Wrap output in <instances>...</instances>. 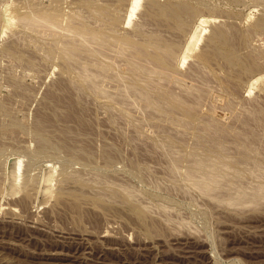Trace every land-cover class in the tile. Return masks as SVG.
Segmentation results:
<instances>
[{"label": "rangeland", "instance_id": "1", "mask_svg": "<svg viewBox=\"0 0 264 264\" xmlns=\"http://www.w3.org/2000/svg\"><path fill=\"white\" fill-rule=\"evenodd\" d=\"M56 1H62L63 6ZM56 1L0 0V264H264V199L236 206L217 203L208 195L203 196L197 188H189V183L184 186L183 172L188 166L185 160L180 163L179 172L170 170L168 161L177 153V148L173 154L167 155L163 148L152 147L156 141L154 138L159 144L161 140L158 139L162 137V131L154 129L168 124V127L176 126L170 129L173 134L178 133L179 138L185 136L181 153L191 151L197 142L194 128H180L174 121L152 118L156 121L150 119L146 122L152 131L145 123L151 115L144 108L143 112L141 103L135 104L130 99L126 100L125 110L120 109L125 106H120L116 111L107 109L106 103L93 101L85 92L81 97L84 100L78 101L68 81H77L79 76L75 71H66L55 48L52 49L55 53L46 55L51 45L49 37H36L45 34L40 30L45 28L33 26L43 31L38 33L35 28L19 24L17 19L26 13L56 8L64 16L63 25L102 27L101 21H95L89 12L92 2H86L89 7L84 5V8L77 0ZM103 1L104 4L107 1L106 6L116 2ZM147 1L142 0V5ZM153 1L159 9L175 7L168 8V14L185 7L184 11L181 10L184 13L174 12L182 15L179 20L176 17L180 15L169 16L174 17L170 22L174 19L175 24H170L176 27L163 28L162 32L170 41L180 45L178 58L185 60L180 71L197 79L198 83L213 86L212 92L208 93L212 97L215 92L216 97L212 98L216 101L223 102V92L230 95V100L233 98L230 109L219 110L213 115L207 111L213 99L205 93L203 98L211 99H202L204 104L198 111L207 109L205 116L200 115L206 118H201L200 123L197 121L196 126L203 130L205 122L202 121L217 118L221 126L225 122L222 127L228 126L225 135L229 141L224 135L228 145L223 144V147H230L225 149L228 156L237 155L240 146L234 145L236 142L232 137L237 133L236 127H242L241 119L248 111L242 113L245 108L251 110L256 101L264 106V0ZM83 2L80 0L81 4ZM99 2L101 7H97L96 2L94 7L102 9V0ZM124 2L127 6L128 0ZM144 7L139 8L138 17L134 15L135 21L139 20ZM122 14H125L123 10ZM200 16L210 18V21L201 25L198 19L195 20ZM175 21H181L184 26L181 28V23ZM220 27L227 28L224 33L227 35L212 37V32ZM197 28L201 30L197 31ZM126 29L133 27H124V31ZM199 32L203 34L200 40H196L194 37ZM31 38L35 40L29 42ZM42 44H50L48 50ZM42 46L45 49H41ZM112 60L115 64L122 63L116 57ZM195 64L203 66L204 73ZM73 73L76 76L71 77ZM111 83L112 80V86ZM208 84L206 88L210 90ZM52 94L64 97L61 104L68 98L75 99L74 104L71 102L68 106L73 104L72 108H76L81 116L75 118L83 124L74 118H64L63 113L69 108L66 105L70 101L58 106ZM69 95L72 97H67ZM54 106L61 111H54ZM237 106H244L241 108L244 110ZM128 108L136 113L139 111L142 119L137 114L131 116L130 113H135L129 112ZM117 112L122 115L117 116ZM202 112L200 114H204ZM226 112L229 115L225 116ZM238 112L240 115L234 116ZM123 113H128V117ZM211 114L215 116L212 119ZM175 116L177 118L179 114L175 113ZM37 117L46 123H38L40 119ZM131 118L143 120L145 124L142 123V128L138 125L140 121L132 123L134 120H131L125 124ZM168 127L164 128L169 130ZM252 127L264 137V118ZM35 128L36 132L33 131ZM229 129H233L231 133ZM143 130L152 132V137L148 133L142 136ZM248 172L244 173L247 179L242 178L246 182L241 183L245 182L247 185L243 186L251 190L254 184H258L254 180L264 176ZM93 178L103 180L97 183ZM261 178L258 182L263 183ZM121 183L133 188V191L129 189L134 199L122 193L124 187ZM234 183H224L230 188L222 190L223 193L234 192ZM248 183H251L249 187Z\"/></svg>", "mask_w": 264, "mask_h": 264}, {"label": "bare ground", "instance_id": "2", "mask_svg": "<svg viewBox=\"0 0 264 264\" xmlns=\"http://www.w3.org/2000/svg\"><path fill=\"white\" fill-rule=\"evenodd\" d=\"M53 1H56V0H53ZM77 1H79V4L82 5V7H84L86 2L93 3L91 4L92 7H89V5L88 6L85 5V6L91 8L90 9L91 11L89 10L88 11L91 13V16L94 18L95 21H98V20L101 21V26H102L101 28H97V27L88 28L84 24H81V26H75L73 25V23H68L66 25H63L62 21H63L64 16H61L60 11L55 10L56 8L53 10H46V9L38 10L37 12L33 14L26 13L22 16L21 15L19 17L17 16L18 17L17 19H19L18 21H20L18 22L19 24L24 23L23 25L25 26L27 25L29 28H35L38 25L45 28V29H40L42 27L39 28L38 26L40 30L45 31L46 33L45 34L41 33V35L38 36L37 31H36L35 34H37V36L36 35L35 36L38 38H40L43 35H46L45 37L47 38L49 37L51 45L50 44H47V45L48 46L50 45V48L46 44H42V45H46V50H48L47 47L49 48V51L46 52V55H48L47 54L48 52H54V50L52 49L55 48V50L57 51L56 53H58L57 55L60 54V58L62 57L61 60L63 59L62 61L65 64L66 71H70L71 73L75 71L77 73V76H79L77 78H80V79H77V81L76 80L68 81V83L71 84L72 88H74L78 101L81 102L84 100V99L82 100L81 97H82V94L85 92L88 94V96H90V98L93 99V101L102 102L104 104L106 103L107 109L115 110L116 107L125 106V107L120 108V109L125 110L124 108H127L125 105L127 104L126 100L130 99L135 104L136 102L141 103L140 105L143 106L141 109L144 108L145 111L151 115V117L148 116L150 117L149 119L148 118L145 119V123L148 122L147 120H150V119L153 120L152 118H156L159 120L161 118H164L166 120L168 119V122L174 121L173 123H176V125H179L180 128H194L195 129L194 133H195L196 141H197L196 145L193 147L191 151H186V149L183 148L186 152L183 151L184 153H181L182 152L181 145H183L184 143L182 141L184 139L183 138L184 134L183 133H181L183 135L179 134L181 136L180 137L181 139H180L178 137V133L177 135L173 134L172 133L174 132L173 129L172 131H170L171 128H174L176 126L173 127L172 125L168 127V124L163 122L165 123V125L167 124L166 126L169 128V130L167 128H164L166 126L158 129V127L157 128L154 127L155 123L153 122L154 123L153 127L155 128L154 130L162 131L160 132L162 134V137L161 139H158L162 141V142L158 141L159 144L161 143L162 145H160L161 147H156L159 144L157 143V138L153 137L156 141L150 140V142L155 141L154 143H152L154 144L152 147L156 145L155 148H159V149L163 148L164 151L167 152V155L173 154L174 149L177 148V150H175V153L176 151L177 153L173 154L175 156L173 157L172 155L171 158L169 156V158L171 159V161H168V164L170 163L169 165L170 170H172V172H179L180 163L184 160L188 164L186 170L183 172V176L185 177L183 179H186L184 180L186 181L184 186L186 187V183H189L190 184L189 188L191 186H193L192 188L195 187L194 190L197 188V191H200L199 193H202L203 196L204 194L206 196L208 195L209 197L213 198L214 201H217V203H222V204L225 203L228 205L236 206V205H242L247 202L255 203V202H259L260 200L264 199V182L263 181H262L263 183L258 182V181H261L259 180V178L261 177H259L258 175H255V176H258L259 178L255 177L258 180L255 179L256 181L254 180V183H258V184L253 183L254 185L253 186L251 185L252 187L250 186L251 190L245 187V185H247L245 183L246 180L243 179L245 182L241 183V181H243L242 178L245 175L244 173H246V171H249L248 173L253 172V173H258L264 176V150H263L264 149V137L257 134L255 130H253V128L255 129V127H252V126H255L256 124H260L262 121V118H264V106L256 103V102H259L256 100L251 110L250 109L246 110V108L244 110V109H241L244 106L243 107L237 106V107H240L241 110H244L242 114L247 113V111L248 113L244 115L243 119H241L243 116L241 114L242 116L239 117V120L241 119V121L243 122V124L241 123L242 127L241 125H238L239 127L238 128L236 127L237 133H235V136L232 137V138H235L234 142H236L235 144L233 142L232 143L234 145L240 146V150H238L239 153L237 152L238 154L233 157L228 156V154L225 152V149L229 150L230 147L229 146L228 148L223 147V144L228 145L227 141H229L228 140L229 137L225 135L227 134L226 132H228V130L225 128H228V126L223 128L222 126L225 125V122L223 121L224 123L221 126L219 124L220 119L217 118L215 119L216 120L215 121L212 119V117H215L213 115L215 114V112L219 110L221 111L223 109H226V110L230 109L232 107L231 101L233 100V98L230 100L229 98L230 95L226 94V92H223L224 93L223 95L225 97V99L222 100L223 102H220V100L218 99H217L218 101H216L215 100L216 98L215 99L212 98L215 96L216 93L215 92L214 94L211 93L214 95L212 97L210 93H208L209 91L212 92L213 86L209 85L208 83H204V82L200 83V81L199 83L201 85H199L197 79L195 78L192 79L187 73L180 71L181 70L180 65H184L183 62H185V60L178 58V51H179L180 45H178L176 42L170 41L169 38H167L162 32L163 28L165 29L167 27L169 29L171 26H173L170 23L175 24L173 22L174 19L172 22H170L171 21L170 19L174 18L177 15H180V17L177 16L176 17L177 19L175 18L176 20H179L181 18L182 15L178 14V12L184 13L182 11H184L185 7L180 9V11H178L179 9H176V11H178L177 13H174L176 11L172 10L171 14H168L170 12L168 11L167 13V9L168 8L170 9L173 7L168 6L167 9L166 8L159 9L158 6H156L157 3L154 4L153 0H148L146 4H143V5H142V0H128L127 6L124 0H114L116 2H114L113 0H109V1L114 2V5L111 2L112 6L108 4L106 6L107 1L104 4V1L102 0V4L105 6L103 8V5H102V9H97L96 7H94L96 6V3H98V5L99 4L101 5V3L99 2L100 0H97V1L84 0L83 2L84 4H81L82 1L80 3V0H77ZM77 1L75 2L78 3ZM61 2L60 3L57 2V3L61 4ZM94 2L96 3L94 4ZM123 2L125 3L124 6H126V8L123 6ZM53 3L54 5H56L55 2H52V4ZM98 5L97 7H101L100 5L99 6ZM141 5L145 6L143 8L144 11L143 12L141 11L142 14L140 13L141 16L139 17V20L135 21L136 17H138L136 13L140 11L139 8L142 7ZM173 9H175V7ZM122 10L125 12V14H122ZM135 14L137 15L136 17H134ZM171 15L172 16L175 15V16L169 17ZM73 18L76 19V17L74 16ZM196 19H198L199 24L201 25L207 24L210 21V18H207L205 16H200L199 18H195V20ZM175 22H178V21H175ZM178 23L179 24L181 23L182 25L180 26L181 28L184 26L181 21ZM122 25H123V28H120V26ZM152 25H155L156 27L153 28ZM176 25L178 26V24ZM130 26H132L133 29L131 30L126 29L127 31H124V27L129 28ZM173 27H176V26H173ZM173 27L171 29H173ZM220 28L221 29L218 31L213 30L214 31L212 32L213 36L212 35L211 36L214 38H220L223 35H227V34H224L227 28L225 27H220ZM29 30H32V29H29ZM34 30H38V29L35 28ZM40 30H38V33L43 32ZM132 30H135V31L130 32ZM199 30L201 29L197 28V31ZM202 34L199 32V35H196V37L194 38L196 40H200L199 38L201 37ZM47 38H42V39L47 40ZM31 40H33V38H31L29 42H31ZM43 47L44 46L40 48L42 49ZM50 49L52 51H50ZM114 57L118 58L122 63L115 64L112 60V58ZM262 61L264 60L262 59ZM194 66H196L197 69L201 73H204L203 66L199 64H195ZM76 73L71 74V77H73L72 75L76 76L75 75ZM69 79H73V78H69ZM111 80L113 81V83H111L112 86L110 85ZM194 80L197 81V83ZM108 83L111 87L108 86ZM207 84L209 85L208 87L211 88L210 90L206 88ZM66 86H68V88L70 89V86L68 84ZM214 89L215 88H213V91H215ZM72 90L73 89H71L70 91ZM205 93L210 95L213 101L211 100L212 102L209 103L211 104L209 105V108H208L209 110L204 109V110L198 111L199 110L198 108L201 107L202 103L206 100V98L211 99L210 97L203 98ZM52 95L54 96V100H55L54 103H57V105L61 104V100L62 101L65 100L64 97L62 98L60 95H57V96L54 94ZM52 97L49 98L51 102L53 101ZM67 97H72V96L69 95ZM68 99L69 100L64 101L63 104L61 105H64L65 102L70 101L66 105L67 107H69L70 106L69 104H71V102L72 103L75 102L74 101L75 99H72L73 101H71L70 98ZM207 102H209V100ZM73 104L71 107L67 109H66V106L63 108L62 111L66 109V111H64L63 113L64 114L63 116H65L64 118H69V119L74 118V120L79 122V124H83V121L81 123L80 119L79 121L78 118H75L79 116V113L75 111L76 108H72L74 107ZM206 104H207L206 105L207 107L208 103ZM53 105L56 106V104H53ZM55 106H54V111L60 110L58 108L56 110ZM132 107H130L131 110L134 109ZM234 107L235 105H233V108ZM144 109H143V112H145ZM240 109L238 110L240 111ZM72 110H74L77 113L74 112L75 113L74 114ZM127 110L129 112H133V114L135 113L134 115L130 113L131 116H135L136 114L138 115L139 113V111L138 113H136V110L134 112V111L129 110V108ZM206 110L209 112L211 111V113H213V115L211 114V117H210L212 120L210 121L206 119L207 121H202V122H205V125L202 128L203 130H200V128L197 127L196 125L201 122V118H204V119L206 118V117H201L202 115L205 116L206 112L204 111ZM231 110L233 111V109ZM231 110L229 111L232 113ZM202 111L204 112V114H200V112ZM223 112H225V110H223ZM121 113L122 112H119V113L117 112L116 115L119 116V114ZM128 113L126 114L128 115ZM175 113L179 114L177 118L175 116ZM240 113L238 112V115L237 114L236 115L233 114V115L239 116ZM146 114H144L143 117L146 116ZM226 114L229 115V113L226 112L225 116ZM116 115L115 113H113V116H116ZM127 115H125L126 118L128 117ZM141 116L142 115L140 114V116L138 115L137 117L141 118ZM37 118L40 119V117H37ZM235 118L238 119L237 117ZM45 119L47 118H44L43 120ZM131 120L132 121L134 120V122L132 123L140 121V119L139 121H135L134 118H131L127 121L125 120L126 121L125 124H127L128 121L131 122ZM239 120H237L238 122L237 121L236 122L240 123ZM38 121H39L38 123H41L42 125H43L42 122H45V121H42L41 119ZM153 121H156V120H153ZM197 121L198 123L196 124ZM140 122L141 124L139 123L138 124L139 126L142 125L144 121L141 120ZM158 122H161V121H158ZM136 124H133V125H136ZM227 124L230 125V123H227ZM200 126H202V123L200 124ZM130 127H133L135 129L138 128L134 126H130ZM142 127L143 125L140 126V128ZM146 127L149 128V125H147ZM230 127L233 128L234 125H230ZM35 129L33 131L36 132L37 129L36 130ZM150 130L153 131L152 127ZM206 130H210V131L207 132ZM229 130H231L230 131L231 133L233 129H229ZM236 130H234V132ZM192 131L193 130H191V132ZM142 132H141L142 136H144L143 134L148 133V132L145 133L144 130ZM150 133L152 132H149L148 134ZM37 134H39V132ZM150 135L152 137L153 134H150ZM224 135L225 137H227V141H225L226 138L224 137ZM251 135H253L254 137V139L252 137L253 140L250 138L252 141L248 139V137H250ZM231 136L232 135L230 134V137ZM151 137H149L148 140ZM131 140H134V137ZM162 153L165 154L164 152ZM95 176H99V175H95ZM99 178H102V177H99ZM261 179L264 180V177H262ZM78 180L80 179L78 178ZM94 180L102 181L103 179H94ZM234 180H235V183H234ZM104 181L107 182L106 179ZM79 182H82V181H79ZM99 182L100 181H98L97 183ZM224 183H228V184L234 183L235 186L233 187L235 188L232 187L233 188L232 190L235 189L234 192L232 193L228 192V194L223 193L222 190L225 191L227 188H230V185H227L228 187L227 186L225 187ZM243 184L245 185L243 186ZM250 184L251 183H248L247 187H249ZM120 185L121 187H124L122 188L123 190L122 193H125L124 195L127 196V198H130V199L135 198L132 196L133 195L132 187H129L127 185H126L127 187L122 186V185H125L122 183ZM108 186L110 187V185ZM121 187L118 184V188L120 189ZM129 188H131L132 191ZM99 195H102V193H99ZM165 211H168V208ZM164 213L167 214L166 212ZM168 216L171 217L170 215Z\"/></svg>", "mask_w": 264, "mask_h": 264}]
</instances>
